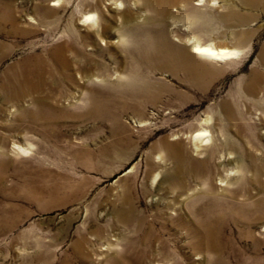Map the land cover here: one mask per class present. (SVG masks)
<instances>
[{"label":"rangeland","instance_id":"obj_1","mask_svg":"<svg viewBox=\"0 0 264 264\" xmlns=\"http://www.w3.org/2000/svg\"><path fill=\"white\" fill-rule=\"evenodd\" d=\"M60 1L0 0V138L7 155L0 167V264H133L156 246L169 264H264V0H175L160 14L142 0H124L118 10L106 5L103 21L135 30L141 47L143 34L161 31L187 53L198 44L237 54L201 58L198 85L159 58L151 61L155 68L134 64L154 94L110 96L103 87L99 115L78 114L88 105L83 67L71 68L72 77L57 71L44 84L54 116L44 123L19 115L39 107L36 93L16 102L2 85L14 66L47 58L88 0ZM127 8L134 13L128 27L121 23ZM127 37L105 53L89 52L113 69L117 59L133 67ZM200 130L207 149L195 155L190 136ZM162 138L205 159V176L185 174L179 188L168 176L170 160L157 158ZM13 143L27 152L12 154ZM256 162L257 180L248 171ZM239 163L246 166L241 177L233 172Z\"/></svg>","mask_w":264,"mask_h":264},{"label":"bare ground","instance_id":"obj_2","mask_svg":"<svg viewBox=\"0 0 264 264\" xmlns=\"http://www.w3.org/2000/svg\"><path fill=\"white\" fill-rule=\"evenodd\" d=\"M109 1L110 2L108 3L105 1V5H102L103 0L86 1L85 7L81 10H76L75 12L76 16L80 17L77 18L74 16L72 18L70 26L72 27L71 33H64L63 36H61V39H59L57 44L49 51L47 58L43 55L38 56L35 58V63L32 66H29L27 62H23L20 65L14 66L10 70L9 74L6 76L4 84L2 85L4 92L7 94V97L10 100L19 102L29 94H37V97L33 99V102L39 107L35 108L34 111L19 110V115L25 114L29 118L39 120L44 123H49L54 120V116L51 115L50 108L47 104L49 100L48 95L44 90V84L49 76L55 77L57 71H61V74L65 77H72V72H69L71 68L76 69L78 66L83 67V70H81L82 76H80V78L84 81L82 89L86 90L87 94H85V96L88 98L86 101L88 102V105H86L85 110L78 114L99 115L100 110L103 107L100 99L101 94L104 93L102 91L103 87L105 90L108 89L111 93H115L110 94V96H126V94H128L131 97H148L149 95L154 94L155 86L148 80V75L136 71L135 65L137 64L139 66L145 65L148 68H155L156 66L154 65V62L152 63L151 61L153 58H159L163 61V64H168L172 68H176L178 71H184L186 75H189L188 73H190L194 79L191 81L195 85H198L200 78L199 75L201 72L199 67L202 65L201 58L221 61L237 54L236 50L225 46L214 47L212 45L201 46L198 44H194L192 46V54L187 53L181 48H173V46L168 42L165 34L161 31L155 32V35L151 34V36H149L150 33L147 35L143 34V38L145 39L144 43L146 42V45L144 44L141 47L137 41L139 38H137L135 30L126 31L125 33L120 32L118 28H111L105 21H103V16L109 10V7L110 9L118 10L122 6L124 0ZM125 1H134L133 3H135L137 0ZM142 1L144 7L150 8L155 14H160L165 12L168 6L175 0ZM60 2V0H55V2H52L51 5H59ZM106 5L110 6L107 8ZM49 12L50 11L46 9L44 15L49 14ZM121 18V23H124L125 26L128 27L126 24H128V22L134 18V13H132V11L127 8L126 18ZM44 22V19H42L43 25ZM77 25H81L84 28H78ZM109 34L115 35L117 40L114 39L108 41L106 38L110 36ZM127 36H131V48H127L125 51L132 57L131 60L134 68L132 66L124 67V65H121L122 60L117 59L115 64L118 66V68L113 69L109 67L108 64L105 63L101 58H97L93 53L89 52V49H96L99 52L105 53L106 49L118 42L121 45H125L128 42ZM140 47L143 52L138 54L139 51L136 52L135 49H139ZM134 52H136L138 55L135 56L136 53ZM261 56V60L264 62V53ZM102 83H105V86H100L103 85ZM97 86L101 89H99ZM253 87L254 86L250 87V90H253ZM203 122L207 124L208 120L205 118ZM205 132L206 130H200L194 135L190 136L195 155L202 154L203 151H206L207 149L204 147L206 142H203ZM207 140L208 138L206 141ZM4 147L5 139L0 138V167H3L7 162V160H5L7 155L5 153ZM155 148H157L159 151L157 156L159 161L164 162L168 159L172 163V167L169 169L168 176L169 179H178L176 184L179 188L183 186L182 184L185 174H190L191 176L193 175L195 179L205 176V159L198 160V157V159L192 158L185 149L182 141L177 140L170 142L167 138H162L161 141L155 145ZM27 149L28 147H24L18 143H13L10 148V152L12 154L26 153ZM255 159L257 160L258 158H254L253 160ZM235 167V171H232L241 177V174L243 170L246 169V166L244 164L242 166V163H239ZM248 171L251 172L254 179L257 180L261 173V167H259L256 162L252 165V168L248 169ZM156 176L158 177V175H155L154 178ZM229 176L230 173L227 174L224 179L222 176H220L222 178H219V181H226ZM127 190L128 189L125 191ZM121 199L124 203L128 201L127 192H124ZM127 211L132 214V209L130 206H128ZM122 219L125 220V218L121 216L120 220ZM207 233V237L211 238L214 233L213 229L209 228ZM147 237L148 233H146L145 238ZM160 254L161 252L157 246L152 250L148 248L142 251L140 256L135 259L133 264H141L142 262L146 264H169L168 259L165 256L164 258H161Z\"/></svg>","mask_w":264,"mask_h":264}]
</instances>
